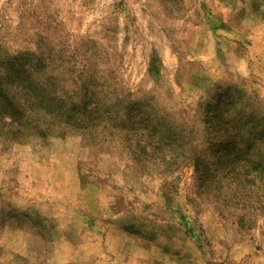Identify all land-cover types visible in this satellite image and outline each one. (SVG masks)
I'll return each instance as SVG.
<instances>
[{
	"label": "rangeland",
	"instance_id": "rangeland-1",
	"mask_svg": "<svg viewBox=\"0 0 264 264\" xmlns=\"http://www.w3.org/2000/svg\"><path fill=\"white\" fill-rule=\"evenodd\" d=\"M25 60L78 124L0 112V264H264V0H0Z\"/></svg>",
	"mask_w": 264,
	"mask_h": 264
},
{
	"label": "trees",
	"instance_id": "trees-1",
	"mask_svg": "<svg viewBox=\"0 0 264 264\" xmlns=\"http://www.w3.org/2000/svg\"><path fill=\"white\" fill-rule=\"evenodd\" d=\"M40 62L44 61L41 60ZM40 68L41 63L38 60L36 62L25 60L20 67L15 68L14 74L7 72L0 74V105L3 108L0 109V112H4V108H7V111L12 113L6 126L11 128L9 132L12 133L16 141L25 138L46 137L52 131L56 133L58 129L62 132L66 131L65 125L78 124V119L70 116L68 110H70L71 106L77 107L79 102L77 103L72 98L60 105L57 91L50 90L47 86V82L50 80L48 79L50 73L46 76H41L39 74ZM43 73L47 74V71ZM41 104L51 110L44 112L42 115L39 114L33 108ZM75 110L76 108L73 109V111ZM12 129L15 130L12 131ZM253 147L250 143H247L244 148H239V144H235V147L233 146L236 151L232 150V153H236L238 166L242 169H239L236 174L243 172L242 175L248 177L251 176V173L260 174L263 172L262 158L255 161L254 165L248 164L252 153L255 152V155L261 153L257 148L256 150L253 149ZM244 187L246 186L244 185Z\"/></svg>",
	"mask_w": 264,
	"mask_h": 264
}]
</instances>
